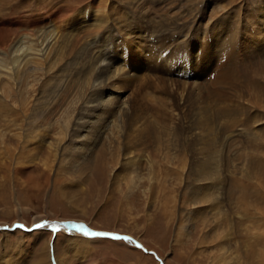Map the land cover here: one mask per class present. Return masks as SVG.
<instances>
[{
    "label": "rangeland",
    "instance_id": "1",
    "mask_svg": "<svg viewBox=\"0 0 264 264\" xmlns=\"http://www.w3.org/2000/svg\"><path fill=\"white\" fill-rule=\"evenodd\" d=\"M262 5L0 0V51L71 40L0 78V264H264ZM107 88L126 116L116 98L97 114Z\"/></svg>",
    "mask_w": 264,
    "mask_h": 264
},
{
    "label": "bare ground",
    "instance_id": "2",
    "mask_svg": "<svg viewBox=\"0 0 264 264\" xmlns=\"http://www.w3.org/2000/svg\"><path fill=\"white\" fill-rule=\"evenodd\" d=\"M264 5H262L260 8H259V11L261 10L262 13H263V10H264ZM258 13V12H257ZM88 14V10L87 9H83L81 10V13L78 14L77 18H79L80 21L79 24H84L87 25L88 23H91V22H88L87 19L89 17H91V21L92 23L90 25H99L101 22L95 17L93 16H90V15H87ZM260 14L259 13L258 15H256V18L259 19L260 18ZM262 18V17H261ZM263 19V18H262ZM90 21V20H89ZM263 23V22H262ZM53 25V24H52ZM101 25V24H100ZM47 26H49L48 24H45L43 26V28H47ZM54 28L52 30H50V32H45L43 30V33L42 34H45L46 36L45 37H40L38 38V42H34L31 46H28L27 48L23 45L22 43V39L20 38L19 40H15L12 47H9V49L7 48L6 50L7 51H0V78L3 74L7 75V76H11V79L14 77L13 74L16 72L18 74V76L15 75V78H18L19 76L22 77V72H25V70H29V69H34V68H37V69H40L41 65L43 62H45V60H47L48 58V61L51 62V61H56L58 62V57L61 56L62 52H63V46L58 44V41H60L61 37H62V41H60V43H65L64 41L67 40V42H69V45L70 46V41H68V35L69 33L67 34V36L65 35V33L61 30V28L59 26H53ZM75 28V26H73ZM42 29H39L37 30L36 32H41ZM31 34V32L29 33V35ZM48 34V35H47ZM32 37L34 36V34L31 35ZM37 36V34H36ZM35 36V37H36ZM50 36V37H49ZM259 36V35H258ZM39 37V36H38ZM26 39V38H25ZM72 39V38H70ZM43 40L44 41H48L46 47L44 48H41L40 49V46H44L45 43H43ZM56 42V43H55ZM246 42V41H245ZM257 43V41H256ZM254 44V43H253ZM66 45V44H65ZM258 45V44H257ZM9 46V45H8ZM11 46V45H10ZM67 46V45H66ZM65 46V47H66ZM67 46V47H68ZM66 47V48H67ZM254 47V46H253ZM46 48V49H45ZM68 49V48H67ZM248 50V49H247ZM259 50V49H258ZM46 51V52H44ZM249 51V50H248ZM63 55V54H62ZM64 56V55H63ZM229 56V55H227ZM261 56V55H260ZM6 57H12V61H13V65L10 66L8 65V63L6 62ZM62 57V56H61ZM60 57V58H61ZM227 58V57H226ZM3 59V60H1ZM223 60V59H222ZM225 60V59H224ZM5 61V62H3ZM98 61V60H96ZM100 62V61H99ZM223 62V61H222ZM54 63V62H53ZM224 63V62H223ZM232 63V61H231ZM98 65V64H97ZM110 65V64H109ZM229 65V63L227 64ZM232 65V64H231ZM107 66V65H106ZM114 66V65H113ZM22 67L24 68V70L22 71ZM234 67V65H233ZM103 68V67H102ZM110 68V67H109ZM112 68V67H111ZM110 68V69H111ZM118 68V67H117ZM94 70V69H93ZM108 70V69H107ZM238 70V69H237ZM22 71V72H21ZM103 71V69H102ZM94 72V71H93ZM92 72V73H93ZM99 72V71H98ZM107 72V71H106ZM113 71H111L112 73ZM223 72V71H222ZM95 73V72H94ZM93 73V74H94ZM101 73V72H100ZM108 73V72H107ZM220 73V72H219ZM225 73V72H224ZM223 73V74H224ZM24 74V73H23ZM122 74V73H121ZM27 75V74H26ZM99 75V74H98ZM106 75V74H105ZM113 74H111L112 76ZM109 75L108 73V80L107 81H111L113 80L116 75H113L112 77ZM106 77V76H105ZM19 79V78H18ZM102 79V78H101ZM113 83V82H112ZM220 85V84H219ZM239 87V86H238ZM103 88V87H102ZM101 88V89H102ZM111 93V94H109ZM115 95V96H114ZM225 98H226V95H224ZM122 97V96H121ZM121 97H117V92L115 89H111V88H107L102 94H99V97L97 98V102L94 104V109L95 111H98L97 114H101V108L104 106V105H112L114 104L116 101L113 99H117V102L121 103V107L118 109L120 110V115L122 114V116H126L127 113H126V104L123 102V100L121 99ZM227 99V98H226ZM116 104V103H115ZM120 106V105H118ZM113 107V106H112ZM118 114V113H117ZM225 114V113H224ZM204 115V114H203ZM223 115V114H222ZM227 115V114H226ZM202 116V115H201ZM97 117V116H96ZM113 117V116H112ZM95 118V116H94ZM98 119V118H97ZM205 119V117H204ZM112 121V120H111ZM209 121H211L209 119ZM199 122L202 124V122H204V120L202 118L199 119ZM199 123V124H200ZM208 123V122H207ZM211 123V122H210ZM100 125V124H98ZM211 126V125H210ZM81 127V130H80V138H87L88 137V140H93L94 143H97L98 141H101L104 137L105 134H103L105 132V129H107V127H109V122L107 123V126L105 125H102L100 126V128H98V126H95L94 124H92L91 122H87L85 123V125H82L80 126ZM97 127V128H96ZM212 127V126H211ZM86 133V135L84 134ZM208 134V133H206ZM75 135V134H74ZM96 136V137H94ZM107 136V135H106ZM206 136V135H205ZM84 141V140H83ZM82 141V142H83ZM213 142V141H212ZM93 143V142H92ZM101 143V142H99ZM216 144V143H215ZM85 145V144H84ZM83 147V146H82ZM97 147V146H96ZM100 147V146H99ZM210 147V146H209ZM76 150V149H75ZM89 151V150H88ZM91 151V150H90ZM87 155V154H86ZM81 157V155H80ZM83 157V156H82ZM208 160V159H207ZM201 165V164H200ZM205 166V165H204ZM206 168V167H205ZM209 168V166H208ZM212 168V167H211ZM198 170V169H197ZM210 171V170H209ZM213 171V170H212ZM206 174V173H205ZM209 175V174H208ZM207 176V174H206ZM205 176V177H206ZM200 177V176H199ZM198 177V179H199ZM212 178V177H211ZM208 180L210 179L209 177L207 178ZM209 185V184H208ZM205 186V185H204ZM207 187V186H206ZM212 189V188H210ZM203 192V191H202ZM83 247V246H82Z\"/></svg>",
    "mask_w": 264,
    "mask_h": 264
},
{
    "label": "snow or ice",
    "instance_id": "3",
    "mask_svg": "<svg viewBox=\"0 0 264 264\" xmlns=\"http://www.w3.org/2000/svg\"><path fill=\"white\" fill-rule=\"evenodd\" d=\"M73 227L83 230L85 232V234H89L88 230L86 228H84L83 225H73ZM90 234L91 235H104L103 233H90Z\"/></svg>",
    "mask_w": 264,
    "mask_h": 264
}]
</instances>
